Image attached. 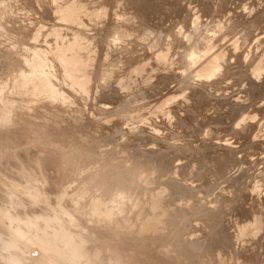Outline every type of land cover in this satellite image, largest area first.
Returning a JSON list of instances; mask_svg holds the SVG:
<instances>
[{"label":"bare ground","instance_id":"1","mask_svg":"<svg viewBox=\"0 0 264 264\" xmlns=\"http://www.w3.org/2000/svg\"><path fill=\"white\" fill-rule=\"evenodd\" d=\"M153 1H8L0 15L3 25L0 28L6 27L9 34L8 39L0 38V60L6 69L3 75L6 86L28 112L34 114L41 110L42 119L52 117L59 128L70 127L69 114L77 115L80 127L89 124L78 131L85 140L96 136L101 140L109 130L119 140L112 139L108 133L109 138L103 140V145L121 142L123 149L129 148L135 153L133 157L147 160H142L143 165H136L138 160L129 159L123 164L125 168L132 167L133 176L138 174L139 181L153 192L151 196L156 199L152 200L150 211L154 226H161L160 218L154 216L155 210L160 216H167L163 229L171 237L175 260L190 263L195 252L190 245V234L197 231L196 244L215 253V257L205 255L206 263L211 264L210 261L224 249L252 253L255 247L260 249V256L258 254L252 263L259 264L264 255V155L255 161L247 156L264 153V120L263 123L258 121L264 117V101L258 100L264 93V50L261 49L264 3L256 8L257 0V3L252 0L249 6L247 0H155V5ZM195 10H198L197 16ZM20 11L27 22H22L23 25L34 27L33 30L17 24L16 15ZM132 14L134 20L129 18ZM232 14L235 16L229 17ZM127 20L132 21L129 26ZM190 20L195 24H186L192 22ZM196 24L200 33L190 34L188 38L187 34ZM62 28L71 31L69 36L66 30H63L66 34L61 32ZM87 30H94V34H86ZM142 33L158 36L156 54L142 46ZM248 50L251 57L247 60L244 55ZM12 67L17 68V75L6 78ZM232 86L239 89L235 87L229 92ZM243 89L247 96H237ZM219 90L228 92L216 93ZM251 101L254 102L250 104ZM0 106L11 113L4 97H0ZM211 109L213 115L208 114ZM93 121L95 124L90 125ZM130 122L135 125L133 129L126 128L129 126L126 123ZM160 124L164 125L163 130L172 126L165 129L169 133L162 134ZM13 125V120L4 115L0 117V132L13 130ZM147 126L151 133L146 130ZM229 132L236 143H222ZM119 158L110 159V163L120 162ZM258 163H263L258 165L261 169L256 166ZM144 167L154 177L144 175L141 170ZM235 167L239 173L228 176ZM221 183L226 184L220 186ZM0 188L9 203L21 200L32 208V213L52 215L50 206L43 201ZM124 199L122 196L116 199L117 207L103 208L96 204L92 210V207L81 209L79 214L85 216L89 210V219L109 221ZM248 199L251 202L247 203ZM74 202L73 198V206ZM195 218L197 223L193 222ZM77 219L82 221L83 218ZM184 220L187 224L183 228L189 234L183 229L180 231L178 223ZM251 225L259 229L253 239L248 229ZM52 226L57 232L68 230L60 223L53 222ZM20 227L24 230L23 238L33 247L37 239L33 237L35 224L28 231ZM50 232H46L49 237ZM40 243L44 247L38 245L47 251V259L53 264H62L55 261H62L59 258L68 254L67 250H73V245L63 239L59 244L67 250L55 251L46 248V242ZM12 250L14 253L10 255L16 254L19 259L24 256L16 251V246ZM29 251L27 264H34L33 260L44 264L37 246L26 253ZM52 256L58 260L54 258V261ZM92 258L96 264H112L104 262L99 253ZM82 260L79 250L75 264H83Z\"/></svg>","mask_w":264,"mask_h":264},{"label":"rangeland","instance_id":"2","mask_svg":"<svg viewBox=\"0 0 264 264\" xmlns=\"http://www.w3.org/2000/svg\"><path fill=\"white\" fill-rule=\"evenodd\" d=\"M8 1L10 0H0V3L2 4V6L0 4V15L1 11L5 10L7 7ZM247 1V6L251 5L250 3L252 0ZM257 1H254L257 3L255 4L256 8H261L263 6L264 0ZM56 3L60 4V2ZM153 5H155V0L153 1ZM18 10H21V8L18 7ZM195 11L193 12L196 15L198 10ZM22 12L23 11H20V14L17 13L16 15L18 20L17 24H20L24 29L27 27L26 30L28 31L29 29L33 30L34 27L31 28L26 24L23 25L24 23L22 22H27L26 19H24L23 16L25 15H23ZM191 12L192 9H190V13ZM134 16L135 15L132 14L129 16V18L134 20ZM233 16H235V14H232L229 17L233 18ZM125 22L126 25L129 26L132 21L129 22L127 20ZM190 23L193 24L194 21L189 23L187 22L186 24L190 25ZM165 24H167V22ZM197 27L198 25L196 24L192 32L187 34L188 38H190L192 35H197L200 33L201 30L197 29ZM2 28L3 29L0 28V38L4 39L5 37L8 39L9 34L4 29L6 27ZM17 28L19 29V27ZM174 29L176 30V27H173V30ZM63 30L65 31L66 29L62 28L61 32H63ZM68 30L69 29L65 31L67 36H69V33H71V31L69 32ZM9 31H11V28ZM90 32L93 33L94 30H87L86 34L91 35ZM5 33H7V35ZM141 35L142 46H147L153 51L154 54H156V49L158 47V45H156L158 36L149 33H142ZM261 46V49L264 50V44ZM149 49H147L148 52H150ZM247 52L244 56H247L248 60L251 57V52L250 50ZM5 70L6 69L3 61L0 60V97L5 98V100L8 102V107L11 110V113H9L10 111H8V109L5 110L0 106V117H3L4 115L8 119L13 120L14 125L12 127L13 130L9 129L8 131L6 129L7 131L5 130L0 132V186L7 188L13 194L17 192L18 194L29 197L31 200H39L38 202L43 201L45 204L50 206L52 215L48 216L32 213V208L27 206L21 200L18 203H9L5 198L6 194L3 193V190L0 188V264L29 263V256L31 252L29 251V254H27L26 251L34 248V246H37L41 251V259L43 260L44 264H53L52 260L47 259V255L45 254L47 251L40 248V245H43V243L40 242H46V248L49 247L55 251L67 250L66 248L61 247L59 244L62 239L67 240L69 243H71V245H73L72 251L67 250L68 254H64L59 258L62 261H55L58 260V258L55 256L51 257L53 260L55 258V262H63L62 264H75V262L78 260L79 250L80 253H82V257L84 259L82 260L84 262L83 264H96L93 263L92 257H97L98 253L99 257L104 262L110 261L109 263L112 264H184L175 260L172 256L173 248L171 249V237L167 235L163 229V223L167 216L162 217L159 215L160 213L155 210L154 216L156 214L160 218L159 221H161V226H154L155 221L151 219V215L153 213L150 211L152 200L156 199L151 196L153 195V192L150 193V189L139 181V176H137L138 174L133 176L131 171L132 167L125 168L124 166V161L126 162L127 159L130 161L138 160L136 165H143L142 162H147V160L145 158L143 159V157L140 160V156L139 158L133 157L136 156L135 153L130 151L129 148L123 149L120 146L121 142L114 145H103L105 139L113 137L112 139L115 140L117 137L112 135L108 129L107 134L109 133V137L107 134H104V136L101 137V140H99L96 136L94 139L88 138L89 140L86 139V141L84 139L85 137L79 134L78 131H80L79 128L88 126L89 124H83L80 127V124L77 120V115L75 116L69 114L67 121L72 122V124H70L71 126L69 125L70 127L61 126L59 128V125H56V122H54L55 120H53L52 117L42 119L40 116L41 114L39 113L41 110L34 111V114L33 112H28L21 101L15 95L10 94L11 92L9 91V87L6 86V82L3 77ZM8 73L6 78H10L12 76L15 77L17 75V68L12 67V69H8ZM223 83L225 87V82H222L221 84L223 85ZM171 84L173 85L174 82ZM221 84L220 86L223 87ZM235 87L236 86H232V88H229V92L230 90H235ZM239 87L242 89L243 85H240ZM238 89L239 88L236 87V90ZM226 91L228 92V90ZM226 91L219 90L216 93L219 94V92L223 93ZM242 91L243 92H238L237 96L240 95L244 98L247 95L245 94L244 89ZM30 92H32V90ZM233 97L231 96V99H234ZM260 98L263 102L264 93L261 94V97H259L258 100ZM253 102L251 101L250 104ZM212 110L213 109L208 111V114L213 115L214 112ZM180 112H182V110ZM156 120L159 121L158 118H156ZM263 120L264 117L261 116L258 121L259 123H263ZM93 122H91L90 125L95 124V121ZM126 124H129L130 126L129 128L127 125V129H133L135 127L134 123L130 122ZM162 126L164 127V125L160 126L162 129V134L166 132L165 129L167 130L168 127L172 128V126L168 125V127H165L163 130ZM147 127L146 130L151 133L149 126ZM168 131L165 134L169 133ZM230 134L232 133L229 132L225 135L227 138L225 137L223 140H221L222 143L229 142L234 144L236 140L233 139ZM262 138H264V136ZM94 140L96 142H93ZM91 141L93 144L90 143ZM234 146H236V144ZM261 154L262 153L248 155L247 159L249 157L250 161L251 159L252 161H255V159L262 158L264 153L262 155ZM238 155L240 156V153ZM114 157H121L119 158L120 162H115V164L118 163L119 165L120 163V165L122 164L123 166L112 164L114 161L110 163V159L112 160ZM245 164L247 166V163H244L243 167ZM260 164L262 166L263 163ZM260 164L258 163L256 165L258 169L262 168L261 166L259 168L258 165ZM141 170L144 175L154 177L151 172L148 171L149 173H147L148 169L146 167L142 168ZM250 171H252V169L249 170V172ZM238 173L239 170L236 171L235 167L228 173V176L229 174L230 176H236ZM25 180L26 182H24ZM225 184L226 183H221L220 186ZM75 187H77V189ZM76 190L79 191V194H75ZM217 190L218 189L215 191ZM119 196L125 198L124 202L121 204L119 203L117 213H115L114 216L109 219V221H96L93 220L94 218L92 217V220L89 219V210L85 216H81L79 214L81 209L92 207L90 209L92 210L96 204L102 205L103 208H114L116 204H118L116 203L118 201L116 199H119ZM73 198L75 199L74 206L72 204ZM69 199H72L71 203L69 202ZM149 200L151 201L149 202ZM249 202H251V199H248L247 203ZM247 203L245 206L248 205ZM159 205L162 206L161 204ZM77 217H82V221H78ZM197 221L198 220L196 218L193 219L194 223H197ZM53 222L57 225L60 223L66 227L65 229L68 230L63 229L62 233L55 231L52 228ZM40 223H42V227L44 226V228L41 227ZM110 223H112L111 226ZM33 224L36 226L34 230L36 235H33V237H36L37 239H35V244L32 247L30 245V241L26 238H23L24 230L22 227H20V225L27 229L26 231H28L30 230L29 227H32ZM178 224L180 225V231L183 229L184 232L185 227L183 228V225L186 226L187 222L184 220V222ZM45 228L47 231H52L49 233V235L52 234L50 237L47 236L48 233H46L47 231H45ZM248 229L250 235L253 233L251 235V239L258 235L259 229L255 228L254 225H251L248 227ZM75 232H77V234ZM185 233L189 234V232H186V230ZM195 234H198V232L196 231L195 233L194 231L190 234V245H193L192 247L194 248L195 252L191 255L192 258L189 264H210L206 263L203 258L206 257L205 255L214 256L215 253L208 251V249L204 246H201V244H196ZM236 234H238V232H236ZM76 235L79 239L76 237ZM235 239L237 238L235 237ZM194 244H196V247H194ZM246 245L248 246V243H246ZM13 246L17 247L18 250L16 251L21 252L22 255H24L21 257V259L17 258L16 254L10 255V253H14L12 250ZM236 246L237 245L235 244V247ZM24 248L29 249L25 251ZM227 250L229 252L226 255L225 253ZM257 250L258 248L254 247L252 248L253 252L249 253L246 251L244 252L241 249H239V251L234 249L232 250V248L231 250L224 249V251H219V253L216 255V258L213 259L216 260L215 262H213V260L210 262H212L211 264H221V262L222 264H257L256 261L252 263V260L257 258L258 254L260 256V249L258 251ZM255 254L257 256H255ZM33 261H35L34 264H37V261L39 260ZM263 263L264 255L262 256L261 263L259 264Z\"/></svg>","mask_w":264,"mask_h":264}]
</instances>
